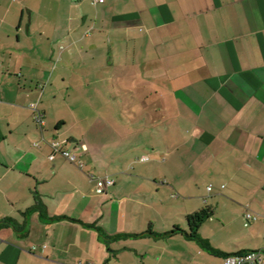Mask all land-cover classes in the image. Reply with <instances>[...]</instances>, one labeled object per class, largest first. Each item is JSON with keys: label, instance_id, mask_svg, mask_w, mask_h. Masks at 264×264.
<instances>
[{"label": "crops", "instance_id": "obj_1", "mask_svg": "<svg viewBox=\"0 0 264 264\" xmlns=\"http://www.w3.org/2000/svg\"><path fill=\"white\" fill-rule=\"evenodd\" d=\"M248 211L264 0H0V264H222L264 253Z\"/></svg>", "mask_w": 264, "mask_h": 264}, {"label": "built area", "instance_id": "obj_2", "mask_svg": "<svg viewBox=\"0 0 264 264\" xmlns=\"http://www.w3.org/2000/svg\"><path fill=\"white\" fill-rule=\"evenodd\" d=\"M92 4H96L99 2H103L104 0H90ZM35 122L41 127L44 123L42 115L35 111L34 115ZM54 148V153H58L64 159L68 160L71 163L77 164L81 167V163H78V157L76 154L71 153L67 150H61L58 148L57 143H52ZM54 155L49 156V160L54 159ZM142 162L148 161V157H141L140 159ZM113 185V180L109 177H100L96 179V189L97 193H102L106 188ZM211 186L207 187V191H211ZM261 221L264 224V216H261L257 213H252L250 211L244 214V227H248L250 224ZM222 264H264V253L262 251L257 252H248L244 254H237L227 256L223 259Z\"/></svg>", "mask_w": 264, "mask_h": 264}, {"label": "trees", "instance_id": "obj_3", "mask_svg": "<svg viewBox=\"0 0 264 264\" xmlns=\"http://www.w3.org/2000/svg\"><path fill=\"white\" fill-rule=\"evenodd\" d=\"M211 215H212L211 209L205 208V209H202L198 212H195L192 215L187 216L186 221L188 224V232H184V233H186L187 237L200 241L203 246L208 247V248H209L208 243L202 241L200 239V237L198 236V230H199L200 225L205 220H207ZM101 234H102V232H101Z\"/></svg>", "mask_w": 264, "mask_h": 264}, {"label": "rangeland", "instance_id": "obj_4", "mask_svg": "<svg viewBox=\"0 0 264 264\" xmlns=\"http://www.w3.org/2000/svg\"><path fill=\"white\" fill-rule=\"evenodd\" d=\"M258 214H259V213H258ZM259 215L264 216L263 214H259ZM255 223H257V222H255Z\"/></svg>", "mask_w": 264, "mask_h": 264}]
</instances>
